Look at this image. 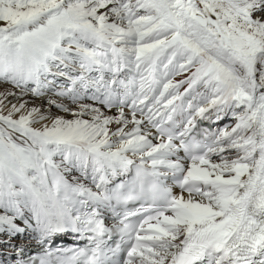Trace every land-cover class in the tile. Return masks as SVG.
<instances>
[{"label": "snow or ice", "instance_id": "1", "mask_svg": "<svg viewBox=\"0 0 264 264\" xmlns=\"http://www.w3.org/2000/svg\"><path fill=\"white\" fill-rule=\"evenodd\" d=\"M0 264H264V0H0Z\"/></svg>", "mask_w": 264, "mask_h": 264}]
</instances>
